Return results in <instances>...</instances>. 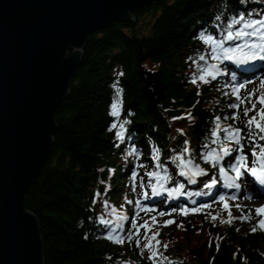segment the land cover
Segmentation results:
<instances>
[{
	"label": "trees",
	"instance_id": "trees-1",
	"mask_svg": "<svg viewBox=\"0 0 264 264\" xmlns=\"http://www.w3.org/2000/svg\"><path fill=\"white\" fill-rule=\"evenodd\" d=\"M241 13L246 19L262 16L264 0H157L136 7V21H118L90 35L70 92L54 111L57 127L49 159L25 194V207L39 221L44 264H153L151 253L134 239L123 244L105 239L108 230L100 218L115 227L121 210L133 213L128 205L122 207V198L132 193L130 176L138 161L145 164L137 169L139 178L142 171L163 175L166 169L174 185L185 180L173 157L206 164L201 155L217 139L213 130L220 140L214 144L221 146L225 133L216 123L221 129L234 124V96L223 65L215 79L206 77L208 83L198 79L213 60L211 46L199 36L204 32L219 39ZM146 15L153 21L141 34L137 25ZM147 59L158 68H148ZM117 80L123 89L120 119L128 121L124 141L116 138L117 129L109 130L116 122L110 106ZM252 88L259 90L260 84L247 86L244 95ZM246 120L242 115L240 127ZM136 143L140 159L135 162L126 157ZM154 149H159L158 161ZM194 214L184 220L180 235L174 227L159 231V240L168 242L155 264H264V234L228 227L221 212L215 214L217 222Z\"/></svg>",
	"mask_w": 264,
	"mask_h": 264
},
{
	"label": "water",
	"instance_id": "water-1",
	"mask_svg": "<svg viewBox=\"0 0 264 264\" xmlns=\"http://www.w3.org/2000/svg\"><path fill=\"white\" fill-rule=\"evenodd\" d=\"M157 0H0V264H44L25 194L47 163L54 111L92 33Z\"/></svg>",
	"mask_w": 264,
	"mask_h": 264
},
{
	"label": "snow or ice",
	"instance_id": "snow-or-ice-1",
	"mask_svg": "<svg viewBox=\"0 0 264 264\" xmlns=\"http://www.w3.org/2000/svg\"><path fill=\"white\" fill-rule=\"evenodd\" d=\"M251 16V14H249ZM217 20L220 19L219 16L216 17ZM239 25L238 28L235 26ZM199 39H201L205 44L211 46V54L213 59L216 60H227L233 61L237 65H247L249 62L260 60L264 61V19H252L245 18V15L241 13L239 17H232L230 22L225 29V32L221 34L220 38H214L212 34H205L204 32L200 33ZM226 42H233L232 46L225 47ZM239 42V43H236ZM199 59L201 61L205 60L204 55H200ZM247 70V69H246ZM221 70L216 64H211L208 66L207 70L204 71L202 75H199L198 79L204 83H208L206 77H211L215 79L217 75H220ZM123 75V73H120ZM232 79L235 81L236 76L233 75ZM192 84L197 83V77L193 76L191 79ZM114 89V98L111 103L110 115L116 118V122H113L110 127L112 129H117L115 136L118 140H125L126 125L128 121L126 119L121 120V108H122V93L123 89L119 87V81L113 83ZM245 83H238L232 88V94L234 95L235 102L230 105L231 108L236 110L231 118L233 120H239L240 115L247 117L244 127H233L229 125L227 128L221 129L220 124L216 123V129L223 131L225 133L224 140L233 144V147H228L226 144L221 143L220 150L211 149L206 154L203 155L202 159L206 163H213L218 165L224 157L231 156L235 153L234 161L228 164V169L235 173L234 176H228L225 167H220L219 172L222 176L227 177V186L235 187L239 189L240 185L235 183L245 177V174L252 177L260 185H264V81L260 83V95H256L252 91H249L247 95H241V90L245 89ZM259 105V107H258ZM242 109V113H241ZM249 113H254L249 115ZM189 118L191 116L189 115ZM217 117V121H219ZM212 136L217 137L216 140H213V143L220 142L219 136L216 130L212 131ZM131 139V137H128ZM207 147V145H205ZM249 148L251 152L252 160L249 161L248 153L245 149ZM184 152H187L188 149L184 148ZM137 152L136 148H132L129 155H132ZM155 155L154 160H159V149H154ZM174 162H178V167L180 170V175L188 179L189 183H196V177L206 175L204 169L199 166V164H194L193 159H185L183 155L173 157ZM143 167V165H140ZM158 168H162V165L157 164ZM164 174L162 175L159 171H150L147 173V176L155 178L156 183L150 184L152 190V196H160L162 192H167L169 198H173L181 193L183 189V184H180L178 187L173 189H166L164 183L171 179L167 175V170L164 169ZM136 173L133 172L132 179L135 180ZM217 181L213 179L211 183H206L205 188H211L215 185ZM144 186L143 184L141 185ZM135 190V188L133 189ZM200 195V193H196ZM143 196L145 199L148 198V193L144 192ZM219 200L223 203L225 208L230 209L231 205L227 202L225 195H220ZM129 204L133 203L131 200L128 201ZM136 207L139 209V212L153 213L157 210L154 207L142 205V202L138 199L135 201ZM210 205H201L200 207L193 208L189 210L185 206L180 208H172L169 213L164 211H159V217H164L165 215L171 216L173 213H179L181 215H188L189 211L192 213H198L202 209L209 208ZM239 207V205H237ZM114 211V210H113ZM139 212L135 214L130 223V228L123 235H116L117 231L124 232L123 225L118 224L117 227H111L110 221H106L103 217L100 218L101 223L107 226L108 235L104 238L112 241L117 244H123L129 240H135L137 247L146 249L151 255L149 259L153 260V264L161 258L162 254L159 251V246L161 244L159 240L160 233L158 231H152L151 226L148 221L139 223L137 218ZM255 214L257 216H264V206L255 209ZM121 221L128 220V216L119 217ZM213 220L216 219V216L212 217ZM231 213L229 211V220L228 223L232 222ZM240 219H250L248 216H241ZM152 221H156L157 217L153 215L151 217ZM222 223L225 221H221ZM172 223H175L174 220L169 219L163 222L164 226H168ZM259 229H264V219H260L257 226H254L251 230L253 232ZM141 229H143V234H141ZM164 248H167V245H163ZM219 249V245H217Z\"/></svg>",
	"mask_w": 264,
	"mask_h": 264
},
{
	"label": "rangeland",
	"instance_id": "rangeland-1",
	"mask_svg": "<svg viewBox=\"0 0 264 264\" xmlns=\"http://www.w3.org/2000/svg\"><path fill=\"white\" fill-rule=\"evenodd\" d=\"M153 21V17L151 15H146L144 17H142L140 19V21L138 22V25H137V30L139 33L143 34H147L149 32V29H150V24L151 22ZM157 62H154L152 61L151 59H147L145 61V65L148 67V68H151V69H155V68H158L157 67ZM251 196V195H249ZM252 196H255L257 198V193L253 194ZM245 198H243L242 200H244ZM264 200V196L261 197V202ZM246 201H251V200H246ZM142 205H146V204H142ZM177 234L180 235V232L177 230ZM166 242H168L166 240Z\"/></svg>",
	"mask_w": 264,
	"mask_h": 264
}]
</instances>
